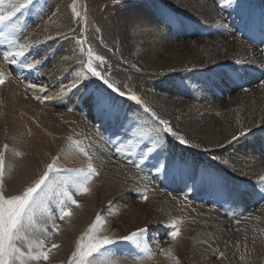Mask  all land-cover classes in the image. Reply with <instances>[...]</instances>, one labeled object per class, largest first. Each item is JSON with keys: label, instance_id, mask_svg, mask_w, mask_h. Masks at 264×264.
I'll list each match as a JSON object with an SVG mask.
<instances>
[{"label": "bare ground", "instance_id": "6f19581e", "mask_svg": "<svg viewBox=\"0 0 264 264\" xmlns=\"http://www.w3.org/2000/svg\"><path fill=\"white\" fill-rule=\"evenodd\" d=\"M21 2L23 0H18V3ZM134 4L133 14L124 9H115L116 19L114 16L109 18L113 28L108 29L110 34L118 38V45L131 48L120 49L121 55H124L123 59L138 65L135 70L144 79L135 83L132 91L158 115L168 119L192 143L201 145L199 149L189 148L169 137L167 146L173 151L187 155L216 172H225L223 175L219 171V175L236 186L238 191L246 187L244 183H253V186L245 188V194L237 196L243 202L247 198L246 204L229 221L209 205H199L191 202L188 197L184 200L182 196L173 195V192L156 188L150 179L115 158L114 151L103 140L106 138L99 136L100 133L109 136L112 132H96L95 129L101 126L88 106L81 102L83 88L70 93L65 89L66 94L62 97L59 96L61 90L55 95L51 94L50 102H44V107L34 98L39 96L38 89L32 91L25 81L20 83L8 76H0L5 80L0 85V151H6L7 156L5 190L16 192L32 183L43 173L46 164L51 163L52 158L58 154H61V168L86 172L87 160L80 152L86 149L94 156V166L101 172V176L92 178L87 185L90 191L84 193L83 197L74 196L80 207L74 205L71 208L72 215L62 221V229L75 235L72 248H75L81 233L101 213L102 207L109 205V201H119L127 205V208H121L117 216L132 225L129 230H122V234H129L137 225L141 228L148 225L157 227L160 224L169 231L168 226L175 222L181 229V236L177 241H171L169 248L166 246L162 249H171L177 259V254L180 257L187 256V264H264V200L249 195L258 191L264 179V141L256 144L259 137L257 133L264 132V67L261 61L264 51L249 47L232 34V26L226 23L224 17L231 8L222 9L215 0H162L159 8L171 14L172 10L175 11L178 18L187 17L182 19L186 27L178 28L177 34L158 26L151 7L148 10L143 0H135ZM40 5L41 1L35 3L36 14L41 17L35 25L27 28L25 38L29 37V45L33 47L36 41H41L39 46H35V51L50 57L46 68L50 75L45 82L50 85L58 83V89L62 83L70 86L77 72H85L90 76L83 68L86 57L82 55L79 45L67 35H57L68 31L69 18L73 15L72 0H51L46 7H49L46 18L42 16V10H39ZM31 9L29 6L20 11L23 12L20 15L25 16L16 24L20 32L26 21L30 20L25 12ZM53 13L56 15L53 16ZM194 22L205 30L209 29L206 39H185L186 35L191 37L193 28L190 24L194 26ZM131 23L139 25L141 29L134 35L127 27ZM258 34L261 37L259 29ZM49 36L53 39H47ZM66 37L68 42L63 43ZM10 38H17V33H11ZM0 50L3 51V45ZM238 60L240 64L236 63ZM7 65L4 60L0 61V69L6 71ZM233 71L238 72L239 77L233 75ZM224 72H230L231 77H235L244 90L240 91L239 88L238 92L230 94L225 87L231 86V78H213ZM208 76L210 86L205 79ZM2 88L6 89L5 102L2 101ZM128 106L131 107L128 114L138 117L135 124H144L147 114L143 113L142 108L135 102H126L125 107ZM85 114L86 119L83 118ZM147 122L151 123L150 119ZM22 131L30 132V135H24ZM241 132L246 134L240 135ZM233 135L238 137L234 141ZM73 136L74 140L69 139ZM144 143L152 144L147 139ZM75 145L80 146L78 152ZM16 152L21 155L17 156ZM213 156L220 159L213 160ZM222 160L228 163L224 164ZM96 178L99 179L96 181ZM146 186L149 189L148 200L130 202L128 196L141 198ZM181 187L178 183V188ZM173 189L171 186L169 190ZM234 203L231 202L233 208ZM243 211L248 213L244 214ZM101 217L103 222L100 234L116 241L112 246L113 251L98 258L101 264H175L171 256L162 252L160 255L155 254L145 241L150 251L142 253L141 259H135L139 250L129 242L120 240L123 235L118 229H111L118 219L111 220L104 215ZM123 222H120L121 228ZM23 247L22 250L26 251L28 246ZM241 256L244 258L241 259ZM67 258L63 262L62 257L59 260L65 264ZM22 261L23 264H34L28 260ZM180 264L183 263L180 261Z\"/></svg>", "mask_w": 264, "mask_h": 264}, {"label": "snow or ice", "instance_id": "6c2138e0", "mask_svg": "<svg viewBox=\"0 0 264 264\" xmlns=\"http://www.w3.org/2000/svg\"><path fill=\"white\" fill-rule=\"evenodd\" d=\"M122 2V0H121ZM33 0H23L21 3H15L14 0H0V44L4 40H9V34L18 32L20 29L14 23H11L12 18L16 16L22 9L31 6ZM221 8H231L236 13L238 19V28L240 31H248L254 27V21L248 15L246 9L247 5L245 0H219ZM71 12L77 19L75 21L69 18L67 33H57V35H67L72 37L76 45L83 46L86 43L83 36L85 28L81 26L80 32L77 33L76 28L72 26L73 22L80 26L82 21L80 19L81 12L77 10L76 0H72ZM53 16L56 13L52 14ZM83 23H87V8L84 9ZM162 25L164 28L171 30L172 28L186 27L183 22L174 15L167 12L160 11L158 26ZM130 33L133 35L140 31V26L131 23L128 26ZM99 32L101 29L96 28ZM261 43H264V15L260 20ZM47 39H53L49 36ZM9 43L11 41L9 40ZM42 42L36 41L35 46H39ZM33 45L19 44L16 51L9 49L3 50V60L9 65H17L23 70L25 67L34 69L44 62L46 56L42 59H36L33 55ZM83 52V47L80 48ZM32 56L34 63L26 62L27 57ZM88 62L83 63L85 72H77L76 79L71 82L70 86L65 85L61 88L59 96L65 95V89L70 93L72 90L84 89L82 93L81 102L85 103L89 110L94 114L95 119L98 121L102 128L124 130L127 141L115 140L111 142V147L115 149L114 156L116 159L128 157L127 164L134 166L139 172L142 166L147 162H151L148 166L154 168L158 174H162L164 179L172 183L179 182L185 188L192 185L194 189H203L210 191L212 196L216 199L234 200L241 192L246 190L235 191L225 178L219 175L218 172L212 170L208 166H202L194 159H190L187 155L176 153L172 151L168 145V139L176 141L179 145L187 146L189 148H201L199 143H192L186 135L181 134L176 130L168 119L158 115L155 110L147 106L144 101L135 91L128 89L125 84L123 86L127 91L122 90L110 79V76L103 71H98L97 67H102L107 62L100 55L95 56V60L100 61V65H93V51L89 46L87 49ZM124 63H129L130 67L136 69L138 65L124 60ZM240 64L241 61H236ZM233 75L239 77V73L232 72ZM228 74H225L227 77ZM5 80L0 78V85H3ZM28 89L40 92L47 91L44 85H37L29 83ZM247 91V89H245ZM35 99L43 102L39 96ZM126 102H135L137 106L142 108L143 113L147 114L144 117L145 123L137 125L132 128L129 125L135 120V114L129 116L131 107H125ZM72 109H69L71 111ZM150 119L151 123L147 121ZM241 132L240 135H245ZM113 135H118L114 132ZM139 136V140H137ZM236 135L232 136V140H236ZM71 139V137L69 138ZM151 140V146L144 143V140ZM7 149V145L4 146ZM140 149L137 151V149ZM207 151V149H204ZM82 154L87 160V171H80L79 169H69L60 167L61 154L54 156L52 162L46 164L45 169L37 179L27 186L16 192H9L5 190L4 171L6 167V151H0V264H23L22 258L28 257L30 262L40 261L50 264V254L53 249H58L59 245L55 242L48 246L47 235H51L52 231L57 230L55 219L58 216L60 221L72 215L71 206L75 205L77 208L80 204L74 198L78 194L87 193L90 189L87 187L92 178L100 177L101 172L94 166V156L86 149H81ZM20 156V152L15 153ZM132 156H138L139 160L132 159ZM102 159V158H101ZM112 160V157L108 158ZM213 160L220 159L217 156L212 157ZM115 162V160H113ZM227 164L228 161H221ZM64 177V179H59ZM75 189V191H72ZM148 188L145 187L144 194L141 196L143 201L148 200ZM254 195L259 200H264V179L261 180L258 191L249 193ZM59 199L58 212L56 207H51L50 216L46 220L52 221V228L49 231L47 228L41 232L43 239H38L34 246L28 243L26 251L22 250L23 244L27 240V235L30 230L35 226V217L37 210L42 206L48 209ZM112 202L109 201V207ZM102 217L98 213L94 221L89 225L87 231L76 240L75 250L71 252L67 258V264H101L98 259L105 253L113 251L116 241L107 235L100 234V227L102 224ZM239 223V221H237ZM167 236L172 241H177L181 236V229L178 228L175 222L169 226ZM45 233L47 235H45ZM147 233L146 228H138L130 232L128 235L120 237V240L129 242L134 245L139 251L136 253L135 259L142 258V253H147L150 249L146 246L143 237ZM160 251L168 256H171L175 264H180V261L172 254L171 249H160ZM223 257V253L220 254ZM244 257L241 256V259Z\"/></svg>", "mask_w": 264, "mask_h": 264}, {"label": "rangeland", "instance_id": "374dc122", "mask_svg": "<svg viewBox=\"0 0 264 264\" xmlns=\"http://www.w3.org/2000/svg\"><path fill=\"white\" fill-rule=\"evenodd\" d=\"M39 1H41V5H40L41 8H39V10H42V12H41L42 16L44 15L46 18V16L49 15V12H48L49 7H48V9L46 7L48 6V4L51 0H33V3L31 5L32 9L30 11H28V13L25 12L27 19L29 18L30 20L26 21L21 32L20 31L15 32V33H17V38L11 39L10 38L11 34H9V40L11 41V43H9V40H4L3 44H0V46L3 45V50L9 49L12 51H16L17 46L19 44H22V43L23 44H29L30 43V42H28L29 37L25 38V35H26L25 33L27 31V28L29 26L35 25L38 22L37 20L39 19V17H41L40 15L36 14L37 7H35V3L39 2ZM215 1L219 2V0H215ZM14 2L18 3V0H14ZM134 2H135V0H122V2H121V0H102V1L101 0H76L77 10L81 12L80 19L82 21V24L80 26L76 25L74 22L72 24V26L76 28L77 33L80 32L81 26L85 28V32H84L83 36L80 38L85 39L86 43L83 46L79 45V47L80 48L83 47V49H84V51L82 52V55H85L86 63L88 62V57H87L86 52H87L88 47L90 46L92 51H93V65L94 66L100 65V61L95 60V56L96 55L102 56L107 63L104 64L102 67H97V70L103 71L105 74L109 75L111 81L113 83H115L118 87H121L122 90H125V91H127V89L123 88V86L125 84L128 86V89H131V88L133 89L135 87L134 86L135 83H140V82L144 81V79L139 77L141 75L140 72H137L135 69L131 68L129 63H124V60H126V59H123L124 55L123 54L121 55L120 49L125 48L128 50L131 48L128 46L126 47V45H124V48H123V46L118 45V43H119V41L117 40L118 38L113 36L112 33L111 34L109 33L108 29L113 28L112 24L109 21V18L111 16H114V18H115V16H116L115 15V9H119V10L124 9L127 12L129 11L128 13L133 14V12H135L134 7L136 5V4H134ZM143 2L145 3V6L147 7L148 10L151 7L150 10H151V12L153 11L152 15L154 16V19L157 22V24H158V20H159V13L161 10L169 13L167 10L159 8V5H160L159 3H162V0H143ZM245 2L247 5L246 11H247L248 15L251 17V19L254 21V27L251 30H248L245 32L240 31L238 28V19H237L236 13L233 12L232 9L230 10V12L228 11V13H226V15L224 16L226 19V23H228L232 26V30H231L233 32L232 34L235 35V37L237 39H239L242 42H245V44L248 45L249 47L258 48L261 52H263L264 51V43H261V37L258 34V29L260 30V20H261L262 15H264V0H245ZM85 8H87V23L86 24L83 23L84 9ZM22 11H23V9H22ZM20 13H23V12L17 13L16 16L12 18L11 23L17 24L18 21H22L23 18L25 19V16H23V15L21 16ZM169 14H171V13H169ZM172 14L175 16V11L172 10ZM114 18H112V19H114ZM186 18L187 17L185 16L183 18L180 17L179 19L181 21H183ZM75 19H77V18L73 14L72 20L75 21ZM115 19H114V23H115ZM190 27L193 28L192 31L190 32L191 37H188L186 35L185 39L193 38L196 40H198V39L203 40V39L207 38V30H209V29L205 30L204 27H202L200 24H197V23H195L194 26L192 24H190ZM96 28L101 29V31L97 32ZM171 30H172L173 34H177L179 29L173 28ZM188 30L190 31V29H188ZM106 31H108V32H106ZM249 33H250V35H249ZM181 34H182V32H181ZM67 37H70V36H67ZM67 37L62 40L63 43L68 42ZM196 37H198V38H196ZM70 38H72V37H70ZM65 39H66V41H65ZM117 41H118V43H117ZM33 49H34V50H32L33 55L35 56L36 59L44 58V54H40L39 51H35V46L33 47ZM43 50L45 51V49H43ZM0 59L3 60V51L2 50H0ZM49 61H50V57H46V59H44V62L42 64L38 65L34 69H30V71H32V72H30V71L26 72V70L28 69L26 67L23 70H21V68L17 65H9L8 64L6 71L3 69H0V76H2V77L8 76L9 78L13 79L15 82L21 83L22 81H25L28 84L29 83H35L38 86L44 85L47 88V91L40 92L39 96L43 99V102H40V104L42 106L46 107L44 102L49 103L50 102L49 101L50 95L51 94L55 95L56 93H58L61 90L62 86H64V83H62L60 88L57 89V86L59 85L58 83L54 84V85L53 84L50 85L48 82H45V81H48V78L50 75L46 70V68L49 65ZM261 61L263 63L262 66L264 67V53H262ZM26 62L34 63L32 56L27 57ZM129 62H131V61H129ZM133 71H134V73H133ZM70 74H71V72H70ZM225 74H228L227 77H225ZM213 78H231V80H232L231 86L225 87L226 90L229 91L230 94L232 92L233 93L238 92L239 88H240L239 89L240 91L244 90V88H242L243 86L239 85V82L236 80V78L231 77L230 72H224L223 75H221L219 77H213ZM205 79H207V82L209 85L210 77L208 76ZM59 83H61V82H59ZM177 83L180 84L181 82L177 81ZM6 99H7L6 89L2 88V101L5 102ZM222 99H224V98H222ZM55 109H57V108H55ZM60 109H62V108H60ZM129 116L131 117L133 115L129 114ZM83 118L86 119L87 115L85 114L83 116ZM137 118H138L137 115H135V120L129 125L130 127H132V128L137 127V125L135 124ZM35 125L39 126L38 124H35ZM100 128H102V127H97L95 129L96 132H99L100 130H101L100 132H112V134L109 136H106L103 133L99 134V136L101 135V137L106 138L103 140L104 141L106 140L105 142L108 144V146L110 145L109 148L111 151L115 152V149L113 147H111L110 142L115 141V140H122L125 142L127 141L128 137L126 136L124 130L111 129V130L107 131L105 129L102 130ZM114 132H118V135H113ZM22 134L29 136L30 132H23L22 131ZM257 134L259 135V137H257L256 144L258 142L260 143V142L264 141V132H260ZM96 138H97V136H96ZM137 139L139 140V136H137ZM71 140H74V136L71 138ZM79 149H80V146L75 145V150H77V152ZM139 150L140 149L138 148L137 151H139ZM80 152L82 153V151H80ZM174 152H176V151H174ZM131 158L139 160L138 156H132ZM127 159H128V157L126 155L124 158H121L120 160L127 164ZM150 163L151 162L149 161L146 164H144L142 166V169L139 172L137 171V169L134 166H131V165H129V166L133 167L138 173H140L146 179H148V180L150 179L156 188H161L164 191H168L171 193L173 192V195H175L176 197L182 196L183 199L185 197L186 198L188 197V199L191 202H194V203L196 202L199 205H209L210 207H212L214 210L218 211V213H220L223 217H225L229 221H232L233 217L238 215L239 214L238 212L241 211V208L243 207V205L246 204L247 198L245 199L244 202L242 199H240L238 197H236V200L234 199V200H227V201L222 200V199H216L212 196V193L210 191L198 189V188L194 189L191 184H189V186L186 188L181 184L182 187H181V189H179L178 188L179 182L172 183L170 181L165 180L162 174H158L154 168H151L148 166ZM219 171H218V173H219ZM221 174L225 175V172L223 173V171H222ZM62 178L64 179V177H62ZM62 178H59V179H62ZM98 179L99 178H96V181ZM227 182L229 185H231L228 180H227ZM244 184L246 187L253 186V183H251V182L250 183H244ZM171 186L174 188L172 191L169 190V189H171ZM232 187L235 188V189L233 188L234 190L238 191V189H236V186H232ZM246 187H242V189L244 188V190H245ZM5 188H7V187H5ZM13 189H14V187L12 186V190ZM72 191H75V189H72ZM241 194H245V192L244 193L241 192ZM78 196L83 197L84 193L78 194ZM128 198L130 199V202H134V203L142 200L140 197L136 198V196H134V195H130V196H128ZM237 200L241 203L237 202ZM251 200H252V196L249 198L250 203H251ZM232 201L235 202L234 208H233V205L231 204ZM262 204H264V201L262 202ZM262 204H260V206ZM58 206H59V199L55 204H53V206L50 205L48 209H45L42 206L40 209L37 210L36 217H35V221H36L35 226L28 233L27 240L23 244V246H25V245L28 246V243H32L34 246L35 242H37L38 239L44 238V236H41V232H43L44 229L47 228L49 231H51L52 221L46 220V217L50 216L51 207H56L57 212H58ZM73 206L74 205H72L71 208ZM121 208L126 209L127 205H125L122 202L116 201V202L112 203L111 207H109V205L106 204L104 207H102V211L100 213V215H104V216H106V218L108 217L111 220H114V219L117 220L118 219L116 222L117 224L111 226V229H113V230L118 229L120 231V233L122 232V230L124 231L125 228L127 230H129V226H132V225H129V223L127 222L126 219H123V217L119 218L117 216L121 212ZM243 212H244V214L248 213L245 211H243ZM123 220H124L123 228H121L120 222H122ZM55 223L58 226L57 230L52 231L51 235H47L46 233H45V235H47L49 247L51 246V243H53V242H55L56 244L59 245V248L53 249L52 253L50 254V264H62L60 262L59 258L62 257V262H63V260L66 258V256L69 257L71 252L75 250V248H72L73 242L75 240V235L71 234V233H67L66 231H64L62 229V221H60L58 219V216L55 219ZM248 225H252V224L249 223ZM138 228H140V227H138V225H137V228H135L133 231L137 230ZM143 228L147 229V233L144 235L143 240L148 244L149 247H151L153 249V252H156L155 254L160 255L161 254L160 249H162L166 246H168L167 248H169L170 243H172L171 242L172 240L170 239V237L167 236V232H168L167 228L160 226V224H158L157 227L148 225V226H144ZM86 231H83L81 234L83 235ZM127 234L128 233H126V234L123 233L122 235L124 236ZM67 252H69V253H67ZM177 256H178V259L183 264H187L186 263L187 258H188L187 256L186 257L185 256L180 257L178 254H177ZM22 260H28V257L24 256L22 258ZM29 263L36 264V262H30V261H29ZM39 264H46V262L40 261ZM65 264H67V261L65 262Z\"/></svg>", "mask_w": 264, "mask_h": 264}]
</instances>
